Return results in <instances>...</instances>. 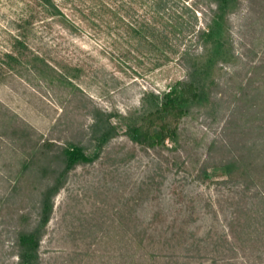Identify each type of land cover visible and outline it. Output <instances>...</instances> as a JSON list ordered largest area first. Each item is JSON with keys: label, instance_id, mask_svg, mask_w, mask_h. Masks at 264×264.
<instances>
[{"label": "rangeland", "instance_id": "374dc122", "mask_svg": "<svg viewBox=\"0 0 264 264\" xmlns=\"http://www.w3.org/2000/svg\"><path fill=\"white\" fill-rule=\"evenodd\" d=\"M218 1L0 0V264H264V0Z\"/></svg>", "mask_w": 264, "mask_h": 264}, {"label": "trees", "instance_id": "16d2710c", "mask_svg": "<svg viewBox=\"0 0 264 264\" xmlns=\"http://www.w3.org/2000/svg\"><path fill=\"white\" fill-rule=\"evenodd\" d=\"M226 0H219V8L223 9ZM157 7V6H156ZM160 6L158 5V8ZM157 9V8H156ZM96 10L91 9V13L96 15ZM99 11L102 13L110 12L106 6H100ZM116 10L114 15H116ZM146 27H144L145 29ZM133 32L137 30L132 29ZM148 30V28H146ZM215 28H210L209 35H213ZM199 89L193 82L178 81L173 85L167 93L164 94L159 107L154 111L149 112L145 117V122L139 126L131 129V138L139 144H144L149 147H156L164 144L167 140H174L177 135V123L181 120L187 112V107L190 103L200 98ZM48 222V211L42 224ZM19 244L21 248L22 264H33L32 259L36 257L39 247V231L22 234L19 237Z\"/></svg>", "mask_w": 264, "mask_h": 264}]
</instances>
